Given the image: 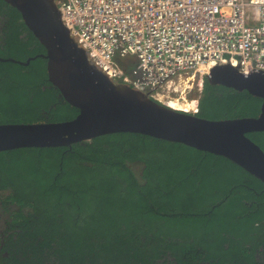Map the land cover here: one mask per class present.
<instances>
[{
  "label": "trees",
  "instance_id": "trees-1",
  "mask_svg": "<svg viewBox=\"0 0 264 264\" xmlns=\"http://www.w3.org/2000/svg\"><path fill=\"white\" fill-rule=\"evenodd\" d=\"M42 53L0 0V57H35L0 60V123L77 116ZM261 103L206 79L196 115L258 116ZM247 135L264 150V131ZM0 202L14 207L0 264H264V182L224 156L141 133L0 151Z\"/></svg>",
  "mask_w": 264,
  "mask_h": 264
},
{
  "label": "water",
  "instance_id": "water-1",
  "mask_svg": "<svg viewBox=\"0 0 264 264\" xmlns=\"http://www.w3.org/2000/svg\"><path fill=\"white\" fill-rule=\"evenodd\" d=\"M21 13L45 47L49 80L79 109L71 120L0 123V151L59 147L111 133L132 132L179 142L224 156L264 182V150L247 134L264 131V71L242 72L231 63L212 68L207 80L262 99L258 116L208 119L161 102L149 92L112 79L66 26L56 0H5ZM26 61L2 58L21 64Z\"/></svg>",
  "mask_w": 264,
  "mask_h": 264
},
{
  "label": "built area",
  "instance_id": "built-area-1",
  "mask_svg": "<svg viewBox=\"0 0 264 264\" xmlns=\"http://www.w3.org/2000/svg\"><path fill=\"white\" fill-rule=\"evenodd\" d=\"M56 1L94 62L112 79L151 95L188 75L200 76L203 88L223 63L245 73L264 71V0ZM116 55L135 57L133 75ZM198 104L184 109L196 114Z\"/></svg>",
  "mask_w": 264,
  "mask_h": 264
},
{
  "label": "rangeland",
  "instance_id": "rangeland-1",
  "mask_svg": "<svg viewBox=\"0 0 264 264\" xmlns=\"http://www.w3.org/2000/svg\"><path fill=\"white\" fill-rule=\"evenodd\" d=\"M114 59L120 65H122L126 71L129 70V74L133 75L132 69L134 66V61L136 60L135 57L131 55H127L124 57L116 55ZM199 80L200 76H196L192 79L190 75L181 78H174L170 82L164 83L162 86L158 87L154 92H152V96L153 98H156L157 100L164 103L176 101L179 103L181 102L180 105L183 104V106L192 108L194 107V101L198 103L202 94L203 88L200 87ZM138 167L135 168L137 174L139 173ZM9 210H14V207L6 208L0 202V218L2 220L10 218L11 213ZM2 220H0V227H3L4 225L1 222Z\"/></svg>",
  "mask_w": 264,
  "mask_h": 264
},
{
  "label": "flooded vegetation",
  "instance_id": "flooded-vegetation-1",
  "mask_svg": "<svg viewBox=\"0 0 264 264\" xmlns=\"http://www.w3.org/2000/svg\"><path fill=\"white\" fill-rule=\"evenodd\" d=\"M0 220H2V219L0 218ZM1 222L4 225H3V227H0V233L2 234L1 235V241H0V254H2L4 256H7L8 254L3 251V245H4V242H3V231H4V229H5L6 225H7V219H3Z\"/></svg>",
  "mask_w": 264,
  "mask_h": 264
},
{
  "label": "bare ground",
  "instance_id": "bare-ground-1",
  "mask_svg": "<svg viewBox=\"0 0 264 264\" xmlns=\"http://www.w3.org/2000/svg\"><path fill=\"white\" fill-rule=\"evenodd\" d=\"M181 103V102H180ZM179 102H176V101H171L167 104H169L170 106H172L173 108H176V109H180L181 111H185L186 109H184L185 106H183V104L180 105ZM192 103V102H191ZM196 104V101H194V105ZM186 112V111H185Z\"/></svg>",
  "mask_w": 264,
  "mask_h": 264
},
{
  "label": "snow or ice",
  "instance_id": "snow-or-ice-1",
  "mask_svg": "<svg viewBox=\"0 0 264 264\" xmlns=\"http://www.w3.org/2000/svg\"><path fill=\"white\" fill-rule=\"evenodd\" d=\"M181 7H183V5H181Z\"/></svg>",
  "mask_w": 264,
  "mask_h": 264
}]
</instances>
